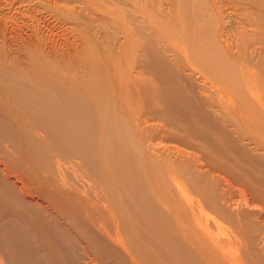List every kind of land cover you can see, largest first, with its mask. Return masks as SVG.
Returning a JSON list of instances; mask_svg holds the SVG:
<instances>
[{
    "label": "bare ground",
    "instance_id": "1",
    "mask_svg": "<svg viewBox=\"0 0 264 264\" xmlns=\"http://www.w3.org/2000/svg\"><path fill=\"white\" fill-rule=\"evenodd\" d=\"M77 1L41 0L46 10L40 13H50L51 22L34 14L29 22L20 21L21 14L11 21L9 37L20 41V50L6 64L0 61V141L10 137L9 148L0 146V190L24 214L49 217L58 247L38 248L28 222L16 224L21 210L9 208L6 216L0 201V264H40L41 251L50 264H96L91 254L100 264H264V157L239 146L207 110L216 101L228 119L227 109L244 106L245 121L258 116L253 129L264 135L258 82L264 87V0H230L227 8L221 0H164L167 11L163 0H147L159 14L153 9L151 21L164 27V42L173 47L169 57L158 47L163 39L157 40V31L138 25L131 7L120 8L137 37L130 63L140 72L127 94L137 93L148 112L136 124L139 136L121 114L123 95L106 79L115 60L132 56L128 34L120 44L113 31L104 44L96 43L86 7L73 6L85 2ZM58 19L76 23L73 31L83 43L61 39L53 30ZM169 28L185 31L189 47L199 51L196 68L179 65ZM104 29L113 30L109 24ZM212 73L214 82L208 80ZM200 79L208 86L206 100L195 93ZM230 88L232 100H224ZM5 108L30 129L1 118ZM20 145L26 162L19 159ZM104 221L116 249L103 240ZM75 233L90 249L85 258Z\"/></svg>",
    "mask_w": 264,
    "mask_h": 264
},
{
    "label": "rangeland",
    "instance_id": "2",
    "mask_svg": "<svg viewBox=\"0 0 264 264\" xmlns=\"http://www.w3.org/2000/svg\"><path fill=\"white\" fill-rule=\"evenodd\" d=\"M14 1L16 4L11 5L12 0H0V14H1L0 15V28H1L0 29V37H1L0 38V56H1L0 61L1 62H4V61L9 62V60L13 57L11 55H14V56L16 55L14 53V50L19 49L18 46L20 45V43H18V42H20V41L15 36L14 37L16 39L15 38L12 39V36L9 37L10 36L9 34H11V31H12V27H13L12 22H13L14 18H20V17H18L19 15H17V14L23 15L24 20H21V18H20V21H25V22H29V20H31L29 18L33 17L34 15H38L39 18H44L43 20H46L48 22H51V20H52L48 16L50 13H48V14H41L40 13V11L46 10L45 7H43L44 2L40 3L41 0H14ZM80 1H84L86 6L84 4H80V3H75V5H73V6H75L74 8L77 9L78 11H81V7H86L85 13L88 16L89 23L91 24V30L93 32L92 35L95 36L96 43L99 42V43L104 44L106 42L105 41L106 40V34H108V33L111 34L113 31V33H115L117 43L120 44L123 41H126V38L124 39L123 37H124V35H126V33L128 34L127 43H130V44L127 45L126 49H128V46H129L130 50L133 47V49L131 50L132 56H131V52H130V53H127V55H129L130 57L125 58L123 61H122L123 58L122 59L118 58L117 60H115V63L112 64L111 68L109 69V71L106 74L107 75L106 79L109 80V78H110L111 80H113L115 87H113L112 90L114 89V91H118V94H120V92H121V94L123 95V98L119 102L121 114L127 119V121L130 122V124L132 125V128H134V131L139 136V131L137 132V130H136V124H138V119L140 117L142 118L148 112H147L146 107H144V105L139 100L137 93L134 92L132 97H129V98H128V94H127V90L129 88L134 87L131 84L132 78L135 76H138L139 72H140L139 69L135 68V66L132 63H130L132 57H134V55L136 54L137 48H136V45L134 43L137 42V37H134L136 32L133 31L134 28H131V25H130V27L128 26L129 23L126 20V18L124 17V15L122 14V12H120V8L122 6L123 7L124 6L131 7L133 9L134 15L137 17L136 19L139 20L138 25L141 24L142 26H145V30L146 31L148 30L149 32H151V31L155 32V30H156L157 33H155V35H157V37H159L157 40L160 41L161 39H163V41L161 40L162 42H160L161 44H159L158 47L165 52L168 51L167 56L169 57V56L173 55V52H172L173 47H170L166 44L169 41V39L167 40L166 36H165L166 31L162 30L164 27L158 26L156 21L155 22L153 20L151 21L152 15L156 14L157 16H159L157 8H152L149 5L150 3L148 5H146L147 0H139L140 6L135 5L136 0H120V1H118V0H78L77 2H80ZM155 1L158 4L162 0L161 1L155 0ZM163 1L161 2L162 8H163V10L167 11L168 10L167 4L165 5V1H164V3H163ZM221 1H224L223 3L226 5L225 8H227V6H230V3H231L230 0H221ZM228 1H229V3H228ZM148 2H149V0H148ZM181 3H182V0H178V5H180ZM60 6H64V4L60 3ZM126 7H124V8H126ZM38 9H39V11H38ZM153 9H154L155 14H153ZM228 12H230V11H228ZM32 14H34V15H32ZM40 15H41V17H40ZM28 16H29V18H28ZM2 18L5 20H3ZM156 18L161 23L160 17H156ZM58 20H55L57 23L53 21V25H54L53 30L55 33H58V35L61 36V39L63 38L64 41L65 40L71 41V42L75 41L78 44L83 43L82 40L77 36L76 32L73 31L74 29H76L78 27L76 25V23L75 24H73L72 22L69 23L64 19H58ZM142 23H145V24H142ZM105 24H107V25L109 24V27L112 28L113 30L104 29V31H102V28H103V26H105ZM228 24L231 28L232 22H230ZM235 27H237V25ZM152 28H153V30H152ZM171 29L172 28H169L170 32L174 30V29L173 30H171ZM233 30H235V29H233ZM4 31H6V32H4ZM174 31H175L174 32V38L177 41L176 46L178 47L177 53H178V55H180L179 58L181 59V61H180L181 64H179V65L182 67L187 66V67H191V68H196L195 64L201 62L199 60V57H200L199 51L194 52L189 47L187 40L185 39V37L187 35L185 31L183 32V31H180L178 29L177 30L175 29ZM6 35H7V37H6ZM10 38H11V41H10ZM17 40H18V42H17ZM164 40H166V43L164 42ZM12 41H13V43H12ZM7 42H9V43H7ZM171 44H172V46H174L173 43H171ZM197 48H198V46H197ZM186 49L188 50V52H186ZM21 55L22 56H20V58L23 59V57H25L23 52ZM100 56H102V58H105L103 51H100ZM125 56H126V54L124 55V57ZM4 64H6V62H4ZM129 64H132L133 66H130ZM187 74L190 75L192 73L189 71V72H187ZM261 74H262V72H261ZM215 75H216L215 73H212L211 76L208 78V80H210L211 82H214L215 81L214 78H216ZM140 77L142 79H150V77L148 75L140 74ZM196 77L199 78V75H197ZM258 82H259V89L264 88V87H261L260 80ZM195 86L196 87L194 89H195L196 95L198 97H200L201 99H204V100L208 99L207 98V94L209 96L208 86H207V88H204L203 80L200 79V81H198L195 84ZM227 91H229V92L227 94V98H225L224 100H226V99L228 101H229V99L232 100V98H231L232 94H230V91L232 92V88L228 89ZM233 101H234V105H235L236 104L235 98ZM210 103H211V106H209L207 108L208 112H210L213 115V117H215L218 121L221 120V122H223V126L226 127L230 131L234 140H236L238 142V145L241 147H246V148L248 147L249 151L250 150H251V152L254 151V153H252V154H254L255 156L258 155V157L259 156L264 157V135H260V134L256 133L255 130L253 129V127H255L256 125L261 123V120L258 118V116L256 115L257 117H254V118L247 116V117H249L248 120L251 122L249 123V121L248 122L245 121V118H244L245 116L242 113L244 106H240L237 104V106L236 105L231 106L229 109H227L228 116H229L228 119L223 118L221 115V111L223 109L222 106H220L218 104V102H216V101L210 100ZM2 104H3V102H2ZM254 105H256V104H254ZM3 106H5V104H3ZM5 109L8 112L4 113V114L2 113L1 118L3 117V115L4 116L6 115L5 118L8 117L7 120L10 119L9 121L12 120L11 122H13V120L16 119V121L20 122V124L22 125V128L24 130L28 126H29L28 128L30 129L31 126L30 125L27 126V123H25L23 119L20 120L19 116L16 117L15 113H13L12 110L9 111L7 108H5ZM146 117H149L148 114ZM255 118H258V120H255ZM153 122L159 123V120L153 119ZM160 124H163V122H160ZM169 130H171V131L173 130L172 132H174V131L177 132L176 130H174L173 128H170V127H169ZM32 132L36 137H41V138L43 137L42 134L38 130H36V132L35 131H32ZM5 138L8 140L7 141L1 140L0 146L9 148V146H10L9 138L10 137L5 136ZM20 147L21 148L18 151L19 159H22L26 162V158L24 157V155H26V151L24 150L25 147L21 146V145H20ZM203 151H205V150L203 149ZM226 152H227V149H226ZM228 153L231 154L230 151H228ZM147 169H149L148 166H147ZM35 173L37 174L36 171H35ZM1 178L2 177L0 175V180H1ZM148 181H149L150 185L154 186V181H153L152 175L149 172H148ZM0 201L4 203V205L6 206L5 207L6 210L8 207L6 216L9 215V211H10L9 208L15 209V210L17 209L19 211L21 210L20 207H14L13 199L8 195L3 194L1 192V190H0ZM20 212L22 214L15 213V215H16L15 218L18 221V223H16V224H17V226H21V225L27 226L25 222H28V224L31 226V229H34V233H35V240L34 241L36 242V246L38 248H39V244H37V243L45 244L46 246H48L52 249L58 247V245H57V243H56V241L52 235V231H50V229H48L49 224L52 223V221L49 217L44 216L43 215L44 213L43 214H39V213L36 214V213L29 211L28 214H24V210H21ZM11 214H12V212H11ZM3 215H5V213H3ZM211 215L213 216V214H211ZM37 219H40V221H38ZM98 224H99L98 222H95L96 227H99ZM107 225L108 224L105 223V221H104V238H103V240H106L107 242L109 241L108 243L106 242V245H108V246L111 245L110 247H112V249H116V247L114 246V244L112 243V240H111V238L113 237V233L107 227ZM53 226L56 229V230L54 229V231L56 233H59L60 235L64 234L63 228L59 227L60 225H57L55 223ZM67 230L70 231L71 228L67 227ZM74 235L75 236H73V240L75 238V242L79 246L80 254L84 258L87 257L90 249L88 248L87 244H84L85 242L83 241V239L80 237V235L78 233H75ZM67 242L70 243V245L72 247V244H71L69 239L67 240ZM104 243H105V241H104ZM75 253H76L75 251H72V255H74ZM95 257L96 256L95 255L93 256V254H91V256H90V258L93 262H96V264H100V263H98V261H99L98 258L96 257V259H95ZM37 262L40 264H50V261L48 260L47 257H44V254L42 253V251L37 256ZM104 264H118V263L117 262L115 263V261H112V262H107V263L104 262Z\"/></svg>",
    "mask_w": 264,
    "mask_h": 264
}]
</instances>
